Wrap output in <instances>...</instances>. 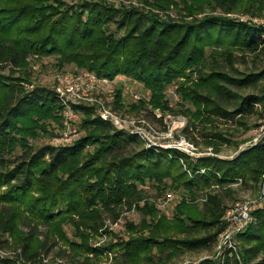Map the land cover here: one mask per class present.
<instances>
[{"label":"trees","instance_id":"trees-1","mask_svg":"<svg viewBox=\"0 0 264 264\" xmlns=\"http://www.w3.org/2000/svg\"><path fill=\"white\" fill-rule=\"evenodd\" d=\"M143 2L147 8L107 0H0V244L21 248L27 261L36 262L48 239L73 249L84 246L89 233L104 226L105 214L115 221L132 208L141 219L128 222L135 234L125 241L121 258L126 263H154L157 257L166 264L178 252L209 250L223 229L226 207L218 194H209L203 208L192 201L211 186L261 183L264 142L233 159L207 155L191 162L185 156V167L179 149L133 150L130 146L140 143L136 135L115 131L100 118L84 119V134L72 144L35 147L29 142L43 120H58L61 109L53 89L33 83L31 58L54 56L60 67L75 64L107 79L132 78L151 91L154 108L172 110L164 90L175 84L180 104L190 105L183 113L194 128L201 127L198 131L215 153L228 140L218 118L257 114L256 104L264 107V69L239 77L218 65L220 57L232 63L237 50H264V0ZM228 85L251 86L252 94L230 91ZM259 114L263 117L264 111ZM144 185L158 194L168 189L181 194L172 217L158 209ZM252 214L256 222L236 238L245 246L227 254L224 264L230 258L234 264H249L258 257L264 264V204ZM22 225L29 230L24 232ZM211 228L214 232L199 235Z\"/></svg>","mask_w":264,"mask_h":264},{"label":"rangeland","instance_id":"rangeland-1","mask_svg":"<svg viewBox=\"0 0 264 264\" xmlns=\"http://www.w3.org/2000/svg\"><path fill=\"white\" fill-rule=\"evenodd\" d=\"M70 3H79L81 0H67ZM109 3L123 5L125 7L147 8L143 0H107ZM172 18L176 19L175 14L171 12ZM264 36V35H262ZM237 56L232 63L227 62L226 59L220 57L218 59L219 68L222 71L227 72L232 76L242 77L246 74H255L264 69V50L256 52H242L235 51ZM29 68L33 74L32 81L34 84L46 86L53 89L58 98V103L61 106L60 112H58L59 118L45 119L42 121L43 127L37 129L36 139H28L29 142L37 146L48 142L54 146L72 144L82 134H84L83 121L86 118H102L100 117L99 101L109 105L117 113L122 116L130 118H144L148 125L144 126V131L148 133L149 138L157 143L169 142L171 147H179V150L184 154L181 156V162L184 167L188 165V161L195 162L198 157L202 156H217L222 159H233L240 151L250 146V142L254 138V129L259 124L261 116L259 112L264 111L263 105L256 104L257 114L244 115L242 117L230 115L229 117H220L216 121L219 129L227 133L228 140L222 142L221 149L218 153H215L213 148L204 142V137L200 134L201 127L194 128L189 121V117L183 113L185 108H189V103H181L180 94L176 90V85H170L164 90V94L167 101V107L172 109L154 108L150 103L151 91L144 88V85L132 78L124 75H118L114 79H109L108 86L103 83H99V87L95 88L90 96L97 101L93 104L88 101H72L69 100V104L65 106L56 88L58 86V77L64 74L77 76L84 74L85 72H92L88 69L77 68L75 64H67L62 67L56 64L54 56H47L41 60L34 58L30 59ZM33 84V85H34ZM106 88L102 89L101 85ZM27 87L32 88L33 85L25 84ZM230 91L240 92L243 95L252 94L251 86L245 87V89L236 88L234 85H228ZM120 94V98L117 97ZM120 99L121 105H116L115 100ZM138 105H141L138 107ZM227 110H232V107L226 104ZM68 108L72 110L74 116L69 117L67 114ZM234 116V117H233ZM112 125V123H110ZM115 131L124 132L126 129H118L112 125ZM143 128V126H142ZM166 132H169L166 136ZM181 136L186 140L193 143L197 148V155L190 154L184 150H181V146H177L178 141L181 140ZM139 145H131V149L148 148V141L141 139ZM210 148V149H209ZM17 151V147L15 148ZM158 150L166 151V148L158 147ZM178 149V148H177ZM200 152H204L202 154ZM208 152V153H207ZM207 154V155H206ZM202 155V156H201ZM262 182V179H261ZM149 184V183H148ZM147 188L148 195L153 199L158 209L165 213L166 216L172 217L173 211L179 201H182L181 194L168 189L164 193H157V190L150 185H144ZM261 188L260 184H254L253 182L244 183L242 180H238L234 183H230L225 187L216 188L211 186L210 189L202 190L203 192L192 201L193 204H198L199 208H203L204 203L208 201L210 195H220L222 202L227 207L238 201H244L248 199L256 198ZM172 193L173 199L168 200L167 194ZM159 195L155 198L154 196ZM189 201V200H187ZM191 203V202H190ZM127 211V210H126ZM123 212L119 218L113 221L112 218L105 214L104 226L98 229L97 233L90 232L88 242L84 246H75L70 248L63 244L59 240L48 239L46 247L37 256L36 262L27 261L21 254V248L16 245L0 244V264H128L121 258V254H125L124 246L125 241L135 233L128 229V222L138 223L141 219V215L138 211ZM204 219V218H203ZM256 222V219L255 221ZM66 231L71 239H75L73 236L72 228L68 225L65 226ZM24 232H27L29 228L27 226H21ZM40 231H45L46 226L41 225ZM204 230L199 235H208L213 231ZM175 237L183 238L182 235H176ZM10 239L8 234L3 235V239ZM40 236L39 239H42ZM220 241L218 238L214 246L209 250H192L185 251V253L178 252L174 258L166 264H197L204 259L218 260L219 264H224L225 258L218 255L217 243ZM245 246V243L239 241L238 247ZM90 248V250H88ZM238 254V253H237ZM156 255V250L152 252L151 257ZM165 253L162 255V257ZM232 255V254H231ZM229 255V256H231ZM239 257V256H237ZM154 263L149 261H142L140 264H159L157 257H153ZM260 257L253 259L249 264H260ZM227 264V262H226ZM228 264H234L233 258H230Z\"/></svg>","mask_w":264,"mask_h":264},{"label":"built area","instance_id":"built-area-1","mask_svg":"<svg viewBox=\"0 0 264 264\" xmlns=\"http://www.w3.org/2000/svg\"><path fill=\"white\" fill-rule=\"evenodd\" d=\"M239 17L241 20L248 19L254 22L260 21L257 19H251L248 16L240 15ZM57 81L58 86L56 90L60 95L62 101L65 103V106L69 104V100L71 99L72 101H88L93 104L97 100L90 96L91 92L95 88L99 87V83H103L104 85L107 84L106 86H108L110 83L109 79L98 76L94 72H85L84 74H80L77 76L64 74L62 76H59ZM103 84L101 85L102 89L106 88V86L103 87ZM99 104L100 117L103 121L112 123V125L118 129H126L124 132L128 135H136L139 139L148 141V148L163 147L166 149H179V147H171V144L169 142L157 143L153 141L151 137L149 138L148 133L144 131V126L146 124L148 125V122H146L144 118L141 117L139 119H135L127 116H122L114 109H112L111 106L106 105L104 102L99 101ZM67 114H69V117L74 116L72 110H70L69 108L67 110ZM168 133L169 132H166L164 135L168 136ZM259 142H264V115L261 118L259 124L254 129V138L250 142V146L255 145ZM177 144V146H181V150H184L190 154L197 155L198 153L196 146L186 140L185 137L181 136V140L178 141ZM202 154L205 153L203 152ZM167 196L168 200L173 199L172 193L167 194ZM262 204H264V173L262 175L261 188L256 198L238 201L226 207L222 221L223 229L218 234V238L220 237V241L217 243L216 247L218 255H221L222 258H225L227 254H237L236 238L240 233L244 232L251 223L255 221V217L253 216L252 211ZM134 210L135 209L132 208L130 211Z\"/></svg>","mask_w":264,"mask_h":264}]
</instances>
